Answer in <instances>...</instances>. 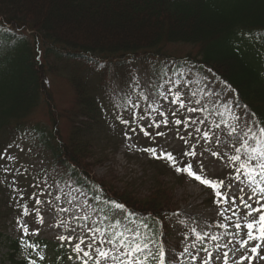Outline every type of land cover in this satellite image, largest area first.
<instances>
[{
    "label": "trees",
    "instance_id": "obj_1",
    "mask_svg": "<svg viewBox=\"0 0 264 264\" xmlns=\"http://www.w3.org/2000/svg\"><path fill=\"white\" fill-rule=\"evenodd\" d=\"M0 30H5L0 32V154L8 145L28 140L41 157L40 173L53 172L59 185L70 182L92 201V185L101 186L108 197L149 223L154 217L153 227L159 228V239L167 241L165 247L180 250L170 242L169 196L155 178L153 193L137 199L131 192L107 187L89 172L99 161L95 152V134L103 123L99 98L110 90L100 82L113 73L125 91L132 88L138 93L132 84L137 77L134 65L129 76L135 61L156 66L150 69L152 80L164 65L192 68L194 85L205 77L215 84L213 76H219L264 122V0H0ZM175 44L197 51L174 58L165 50ZM60 72L74 95L71 110L63 115L70 128L67 140L60 137L61 113L55 111L48 85V76ZM92 79L98 81V90L90 87ZM39 106L46 109L49 129L29 121ZM5 207L1 200L0 226L11 210H2ZM36 244L47 251L51 264L66 262L65 247ZM10 249L19 252L16 242ZM10 258L15 264H29L32 259Z\"/></svg>",
    "mask_w": 264,
    "mask_h": 264
},
{
    "label": "snow or ice",
    "instance_id": "obj_2",
    "mask_svg": "<svg viewBox=\"0 0 264 264\" xmlns=\"http://www.w3.org/2000/svg\"><path fill=\"white\" fill-rule=\"evenodd\" d=\"M208 71L212 72L211 69ZM153 79L157 82L149 80L141 85L139 77L133 78V87L140 89L135 99L132 98V88L128 91L121 87L113 90L110 99L114 119L123 126V139L130 142L126 143V147L131 150L135 144V151L164 162L177 176L206 190L205 194L213 198L217 215L221 218L216 227L231 236V239L225 237L224 245L215 244L213 252L203 247L204 240L217 241L218 238L207 236L203 231L198 233L192 228L191 233L200 247L190 243L181 250V255L187 257L190 264H229L230 259L232 264H254L257 259L264 261V122L240 103L239 93L228 81L215 74V84L205 77L203 81H197L193 88L190 87L194 79L192 68H169L164 65L154 72ZM200 84H204L203 89H200ZM201 94L206 97L203 102ZM161 100L168 102L167 108L161 105ZM209 101L213 105L211 108L206 106ZM136 109H140L139 113ZM153 113L156 118L152 117ZM225 113L230 119L225 118ZM214 115L217 119L209 121V117ZM169 126L175 129L174 138L183 142V150L178 155L155 139L167 138V133L159 129ZM152 129L158 131L153 133ZM217 130H227L229 140L225 146L229 148L228 152L220 151ZM140 134L149 138L150 143L140 145ZM206 155L216 158L230 171L224 176L209 175L205 165ZM6 159L15 158L8 155ZM0 160H5V156L0 154ZM4 171L9 169L5 167ZM34 187L39 192L30 194L32 212L35 213V220L43 224L40 206L52 201L42 199L48 193L39 184ZM92 189V199L96 202L91 205L92 211L99 209L102 213L96 220L84 212L85 207H89L86 202H81L77 211L73 210L75 205L73 208L55 206L60 212L70 213L75 220L88 222L79 230L65 224L66 234L57 236L61 247L70 246L74 253V256L68 257L69 260L75 259L79 264H179L180 258L171 252V248L166 261L167 241L159 239L161 233L159 228L153 227L157 223L154 217L151 218L153 223H149L148 219L131 211L124 203L108 197L101 186L93 184ZM60 198L57 195L55 200ZM20 208L23 217L31 215L28 205L21 204ZM182 215L179 211L172 213L178 222L185 223ZM16 223L24 236L39 234L38 230L30 232L28 224L19 218ZM147 232H152V236H148ZM23 244L36 253V258L30 259L29 264L45 260L38 244L27 240ZM230 244L236 245L232 249L233 256L223 250Z\"/></svg>",
    "mask_w": 264,
    "mask_h": 264
},
{
    "label": "rangeland",
    "instance_id": "obj_3",
    "mask_svg": "<svg viewBox=\"0 0 264 264\" xmlns=\"http://www.w3.org/2000/svg\"><path fill=\"white\" fill-rule=\"evenodd\" d=\"M3 34L5 30H0ZM167 51L174 58H181L185 54L194 55L197 51L196 47L175 44L167 45ZM42 54V51H39ZM135 67L134 73L139 77L141 85L146 84L150 77V69L156 68L154 64L150 63H140L135 61L132 63ZM127 70V69H126ZM113 75V73H112ZM111 75L110 79L105 78L100 83L102 85H107L110 89L108 94L104 92V96L101 95L99 101L101 102V108L103 110V123L101 132L97 135L98 142L95 145V152H97V158L99 161H92L96 163L89 167V172L92 177L105 183L107 187H113L120 193L124 191L131 192L132 196L137 199H143L149 197L155 190L154 178L164 189L169 196L170 200V210L175 212H181L182 219L185 223L178 222L174 217L170 221L171 233L174 237L181 238L183 241L182 249L190 244L196 243L197 247H200L199 242L194 239V234L191 233V229L195 228L196 232L203 231L207 236H216L217 241H212L211 239H205L203 247L208 248L215 252L214 245L219 243L224 245L226 243L225 237L231 239L229 233L225 232L224 229L216 227L220 222L217 215V206L213 203V198L205 194L206 190H202L199 186L193 183L185 181L184 177L177 176L164 162L157 161L149 158L146 154L135 151L136 145L130 150L126 147V142L122 136V125L114 119L115 113L113 112V104L110 99L113 94V90L120 86L118 79L113 78ZM65 73L60 72L57 75L48 76V85L53 98V104L55 111L61 113V119L58 121V131L62 140H67L68 134L70 132L69 124L66 119L63 118L64 113H68L71 110L73 103V91L66 81ZM155 83V80H153ZM90 87L92 89H97L99 83L97 80L92 79L90 81ZM108 84L110 86H108ZM193 85H190V87ZM194 86V85H193ZM196 87V85L194 86ZM122 88V87H121ZM133 92V90H132ZM135 92L132 93V98H136ZM123 95V93L121 94ZM231 96L230 93H228ZM205 95L202 94L201 101L205 100ZM161 105L165 108L168 106V102L161 100ZM139 113L140 109L135 110ZM236 111H239L237 109ZM67 115V114H66ZM64 115V116H66ZM191 115V114H189ZM153 118H156L155 113L152 114ZM230 119V117H228ZM29 121L32 125H40L47 129L50 126V121L46 113V109L43 106L39 108L31 115ZM199 126V125H198ZM159 130L165 131L167 133V138L165 137H155L158 143L168 149L173 151L174 154H179L183 150V142L178 138H174L175 129L172 126L168 128H161ZM153 133L158 131L157 129L151 130ZM220 135V151L222 153L228 152L229 148L226 147V143L229 140L227 136V130L220 131L217 130ZM138 143L140 145L149 144V138L143 137L140 134ZM23 149V150H21ZM2 155L5 156V160H0V201L2 204L5 203L6 207L2 210L9 211L8 215L4 216L3 224L0 226V231L3 234V239L0 241V264H15L11 261L10 256L15 255V260L22 261L29 252L23 244L24 240L30 241H46L54 244H60L57 236L60 234H66L65 224L69 226L77 227L79 230L81 225H86L88 222L73 219L70 213L60 212L56 205L66 208H73L74 211L78 210L79 204L81 202H86L89 207H85L84 212L91 214L92 219L96 220L102 213L97 209L96 212L92 211L91 205L94 202H89L87 197H84L81 193L75 191L71 188L70 184H66L64 187L60 188L55 186L56 178H53L52 173L49 176H45L44 173L40 174V169L42 167L41 157L38 154L37 149L34 144L26 141H17L11 145L4 148ZM11 155L15 159L7 160V156ZM205 165L209 169V175L213 176H224L230 171L223 163L214 157L205 156ZM9 169L5 172L4 168ZM44 181H47L45 184ZM39 184L48 193L47 196L42 197L45 201H52L51 204H45L41 207V215L44 217L43 224L38 223L35 220V213L32 212V195L39 192L38 188L34 185ZM32 194V195H30ZM59 195L60 200H55V197ZM23 197V199H21ZM71 200L72 203L69 204L68 201ZM28 205L31 215L28 217H23L21 213L20 205ZM47 209V210H45ZM83 215V213H80ZM231 215V214H229ZM20 219L22 222H26L29 226V231L38 230V235L24 236L19 229L16 221ZM227 223V221H224ZM57 225H59L57 227ZM231 231V230H230ZM239 237H237L238 239ZM18 242L20 245V251L14 253L10 249L12 242ZM68 257L74 256L71 252L70 246H67ZM236 247L234 244H230L224 251H228L230 256H233L232 249ZM166 249V261H167ZM193 252L195 250L193 249ZM173 253V252H172ZM45 255L44 253H42ZM175 256L179 257V264H190L187 257L182 256L181 253H173ZM33 257L36 258V253L33 252ZM13 259V258H12ZM38 264H50L49 258L46 257L44 261L38 262ZM66 264H79V261L72 259L67 260ZM220 264V262H218ZM229 264H232V260H229ZM254 264H264V261L257 259Z\"/></svg>",
    "mask_w": 264,
    "mask_h": 264
}]
</instances>
